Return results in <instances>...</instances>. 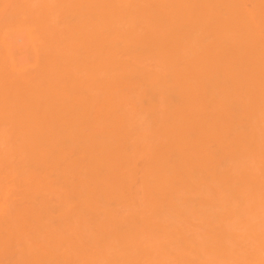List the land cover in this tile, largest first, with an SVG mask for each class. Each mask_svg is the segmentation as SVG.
Segmentation results:
<instances>
[{
	"label": "bare ground",
	"instance_id": "6f19581e",
	"mask_svg": "<svg viewBox=\"0 0 264 264\" xmlns=\"http://www.w3.org/2000/svg\"><path fill=\"white\" fill-rule=\"evenodd\" d=\"M41 1L0 3V264H264V0Z\"/></svg>",
	"mask_w": 264,
	"mask_h": 264
},
{
	"label": "rangeland",
	"instance_id": "374dc122",
	"mask_svg": "<svg viewBox=\"0 0 264 264\" xmlns=\"http://www.w3.org/2000/svg\"><path fill=\"white\" fill-rule=\"evenodd\" d=\"M4 2L5 1V3H2V6L4 5V4H6V5H4L3 7L5 8H8V7H10L11 5H13V3H15L17 0H1L0 1V3L1 2ZM20 1V0H19ZM22 1V0H21ZM29 1V0H28ZM27 0H25V2H28ZM39 1V0H38ZM41 1V0H40ZM44 0H42L39 4H41L42 2H43ZM7 2V3H6ZM11 2V3H10ZM33 2H35V0H33ZM8 5H10V6H8ZM36 5L38 6V3H35V6H34V4L32 5V8H34L35 7V9L37 8L36 7Z\"/></svg>",
	"mask_w": 264,
	"mask_h": 264
}]
</instances>
